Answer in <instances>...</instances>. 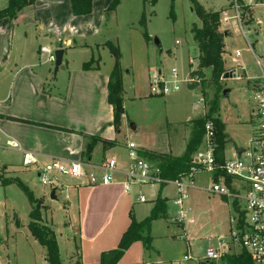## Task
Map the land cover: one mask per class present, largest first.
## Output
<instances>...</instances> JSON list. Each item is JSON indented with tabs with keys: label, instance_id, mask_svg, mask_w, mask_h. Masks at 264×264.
I'll use <instances>...</instances> for the list:
<instances>
[{
	"label": "rangeland",
	"instance_id": "1",
	"mask_svg": "<svg viewBox=\"0 0 264 264\" xmlns=\"http://www.w3.org/2000/svg\"><path fill=\"white\" fill-rule=\"evenodd\" d=\"M151 1L120 0L116 12L108 15L103 34L89 41L90 45L111 41L118 46L121 68L124 73L129 72L125 87L128 96L134 100L127 101L126 108L131 123L136 124L137 129L124 132L123 141H133L138 146H153L164 135L166 127L169 128V134L177 138L185 130L183 127L188 121L208 115L211 104L217 100L219 109L213 117L219 118L226 128V156L231 159L239 151H252L257 123L256 115L252 112L255 105L251 90L255 83L253 79L264 76V0H197L207 11L228 13L227 16L221 15V31L228 37L224 41L225 74L233 73L234 76H223L219 85H216L211 71L206 70L201 85L195 90H191L186 82L190 71L198 68L199 56L191 29L195 25L200 26V21L192 10L191 2L158 0L153 6ZM143 16L146 18L145 27L140 24ZM224 18L230 21L226 24ZM146 34L151 38L150 42L146 41ZM156 40L160 42L161 49L155 45ZM238 52L241 54L239 57L236 56ZM94 53L96 57L101 56L106 69L114 63L108 49L99 52L95 49ZM69 57L75 66L87 60L82 50L69 53ZM46 68L52 66L47 65ZM173 68L179 72L181 92L164 99H138L149 90L150 72L161 69L164 75H168ZM52 75L57 78L54 68ZM62 75L60 72V77ZM225 90L230 91L227 97L223 96ZM200 98L204 103L199 102ZM0 161L11 165L17 162L8 152L0 154ZM18 171L1 167L0 176L16 179ZM60 180L65 185L76 183V180L66 177ZM197 180L201 188L187 192L185 207L190 212L183 227L178 228L179 223L175 221L178 210L171 200L167 211L170 217L152 222L150 236L153 237L152 246L158 253H155L153 264L206 263V253L210 249H220L225 253L224 256L241 253L238 246H233L234 250L226 253L229 248L220 244V239H228L232 228L231 219L237 217L233 201L228 203L223 197L208 192L207 185L212 184L209 175L202 174ZM25 184L35 197L49 191L36 178ZM164 187L163 197L174 198L178 195L174 185L161 189ZM157 191L154 188L152 194L157 195ZM41 200L45 205L42 224L55 230L68 222L65 220L62 197L52 207L47 205L50 201L48 196ZM241 206L244 207V202H241ZM30 211L26 195L16 185L6 192L0 188V264H50L46 248L39 244L29 230ZM71 236L75 239V250L73 254L67 255L63 246L62 256L60 254L62 264H79L77 233ZM60 243L64 245L62 239ZM185 256L191 259L185 260ZM222 259L215 264H223Z\"/></svg>",
	"mask_w": 264,
	"mask_h": 264
},
{
	"label": "crops",
	"instance_id": "2",
	"mask_svg": "<svg viewBox=\"0 0 264 264\" xmlns=\"http://www.w3.org/2000/svg\"><path fill=\"white\" fill-rule=\"evenodd\" d=\"M111 2L112 0H94L91 15L76 17L73 15L71 0H37L33 6L21 11L15 20L5 19L0 23V115L16 119H0V154L8 152L17 161L12 165L0 161V168L18 169L17 177L25 183L37 179L36 169L23 166V155L26 152L36 155L42 165L53 160L83 164L86 177L73 179L76 183L72 185L63 184L56 191V200L50 199L53 191L50 188L42 196L36 197L42 199L48 196L50 201L47 205L51 207L53 203H59V198L62 197L65 220L68 222L55 228L60 254L62 256L63 246L67 255L74 253L75 239L71 234L77 233L79 264H100L102 253L118 248L122 236L131 224V214L137 222L144 221L150 216L159 194L167 200V211L169 201L174 204L178 197H163L165 187L157 188L155 196L152 194L153 189L148 187H134L130 192L125 191V173L132 161L129 145L134 143L137 153L147 151L181 157L186 151L191 134L188 122L192 120L186 123L183 127L185 130L177 138L172 137L166 127L164 135L153 146L144 147L133 141H123L124 132L137 129L127 113V101L134 99L128 96L125 87L129 72L124 73L123 70L124 115L120 130L116 131L108 92L114 63L106 69L102 65L101 56L96 57L94 53L95 49L98 52L108 49L105 44L111 41L89 44V41H94L103 34L108 15L116 12L117 9L112 13L107 12ZM8 4L9 0H0V10L6 9ZM227 39L226 36L225 42ZM43 47L55 49V52L65 51L62 64L64 69L58 71L57 78L52 75L55 66L49 64L46 56L41 54ZM76 50H82L87 60H82L75 66L69 53ZM91 60L100 61L99 70L83 69ZM47 65L52 68H46ZM60 72L63 73L61 77ZM154 72L156 71L148 75L149 90L138 99L165 98L150 94V77ZM158 72L162 70L159 69ZM252 112L254 114V109ZM86 136L115 141L117 146L105 149L98 142L90 158L84 159L83 153L89 143ZM9 143L17 144V148L10 147ZM225 158L229 159L226 152ZM109 160H116L118 166L114 183L108 186L90 185L89 176L101 177V168ZM198 177L200 175L192 189L201 188ZM209 186L207 185V190ZM13 187L15 185L0 186L5 192ZM140 195L146 197V203L137 202ZM186 209V218L183 221L175 220L179 223L178 228L183 227L184 221L188 219L190 209ZM60 239L64 245L60 243ZM228 248L226 253L234 250L233 246ZM156 251L153 246L146 250L142 242H136L117 264H153Z\"/></svg>",
	"mask_w": 264,
	"mask_h": 264
},
{
	"label": "built area",
	"instance_id": "3",
	"mask_svg": "<svg viewBox=\"0 0 264 264\" xmlns=\"http://www.w3.org/2000/svg\"><path fill=\"white\" fill-rule=\"evenodd\" d=\"M227 16V12L222 13ZM226 24L229 18L223 20ZM41 54L46 56L49 64L55 66V51L47 47L41 48ZM241 54H236L239 57ZM191 64L193 62L191 61ZM253 101L255 105L256 130L252 143V151L243 150L239 156L224 159L221 164L217 161L216 126L213 121L205 124V134L199 150L193 155V167L190 172L181 178L170 181L163 177L158 165L152 164L146 159L140 158L136 152V145H129L130 157L132 159L129 169L126 171V181L123 184L126 192L132 188H161L167 185L177 187L178 197L174 205L178 207L177 219L183 221L188 210L185 207L188 200V191L194 187L198 175L207 174L211 177L212 184L208 187L211 194L225 197L238 203L239 212L237 217L231 219V231L228 239H220L221 246H238L251 258L253 264H264V76L253 79ZM187 83L200 82L198 76H188ZM179 72L176 68L171 69L168 75L162 72H154L150 77V94L154 97H166L181 91ZM200 103L204 100L200 98ZM12 148L17 144L9 143ZM23 166L36 169L39 183L52 190L63 187L61 177L71 179H83L86 173L81 163H66L53 160L42 165L38 157L31 152L23 155ZM116 160H109L102 166V176H89L90 185L108 186L114 183V175L118 172ZM217 172L220 174L216 177ZM138 203H146L143 195L137 198ZM244 202V207L241 206ZM220 249H210L206 253V260L219 262L224 257ZM190 260V256H185Z\"/></svg>",
	"mask_w": 264,
	"mask_h": 264
},
{
	"label": "trees",
	"instance_id": "4",
	"mask_svg": "<svg viewBox=\"0 0 264 264\" xmlns=\"http://www.w3.org/2000/svg\"><path fill=\"white\" fill-rule=\"evenodd\" d=\"M94 0H71L73 15L76 17L89 16L93 12ZM158 0H152L151 4L154 6ZM37 0H9L8 7L0 10V23L9 19L15 20L19 13L25 8L33 6ZM193 12L197 15L200 26H193L191 34L193 42L198 50V68L195 71H190V77L194 78L198 76L200 82L188 83L191 90L199 88L205 70H210L212 79L216 85H219L221 78L225 75V38L227 34L221 31L222 12H210L207 11L197 0H190ZM120 4V0H112L108 13L114 12ZM174 18V14L172 13ZM142 26H146V18L143 16L140 21ZM146 41L150 42L151 38L146 34ZM105 46L108 48L111 56L114 59V67L110 75L108 83L109 102L114 111V125L117 132L121 127V119L124 115L123 107V71L121 68V52L118 46L112 42H107ZM99 60H91L83 66L85 71L99 70ZM217 100L211 104L210 112L208 115L190 121L191 134L188 140L186 151L181 157H174L171 155H161L147 151L138 152L140 158L153 162L158 165L162 171L164 178L175 181L182 176L188 174L193 167L192 157L199 150L202 145L205 124L207 121H213L216 126V139L217 144V161L223 163L225 159V147L227 144V133L224 123L219 119L213 117L218 111ZM0 119H7L16 121V119L3 117L0 115ZM18 121V120H17ZM24 122V121H21ZM89 140L86 150L83 153L84 159H88L91 156V152L98 142L104 145L105 149H112L117 146L115 141H106L98 137H88ZM220 173L217 172L216 177ZM10 185H16L27 197L31 206V212L29 214L30 223L29 230L32 236L39 242L41 246L47 250V261L50 264H62L58 239L55 230L44 225L42 218V211L45 210V205L41 199H37L34 193L29 187L19 178L5 179L0 176V186L8 187ZM235 211L239 212L238 203H233ZM167 200L161 197L159 194L155 206L152 209L150 216L142 222H137L134 216L131 214V224L128 230L124 233L119 243V246L115 250L107 251L101 255L100 264H117L129 250V248L136 242H142L146 250L152 248V237L150 236L151 224L157 219H167ZM223 264H253L251 258L244 251L237 255L224 256ZM201 264H215L214 262H206Z\"/></svg>",
	"mask_w": 264,
	"mask_h": 264
},
{
	"label": "water",
	"instance_id": "5",
	"mask_svg": "<svg viewBox=\"0 0 264 264\" xmlns=\"http://www.w3.org/2000/svg\"><path fill=\"white\" fill-rule=\"evenodd\" d=\"M155 45L158 46L161 49V45H160V42L158 40L155 41ZM64 53H65L64 50H57L55 52V56H56V63H55V69H54L55 75L58 73V71L60 69H64V66L62 65L63 64ZM230 76L233 77L234 76L233 73H231L230 75L229 74H225L224 78H228ZM229 93H230L229 90H225L223 92V96L227 97ZM242 153H243V151H240L238 153V155L240 156ZM50 199L51 200H56L57 199L56 198V190L52 191Z\"/></svg>",
	"mask_w": 264,
	"mask_h": 264
}]
</instances>
